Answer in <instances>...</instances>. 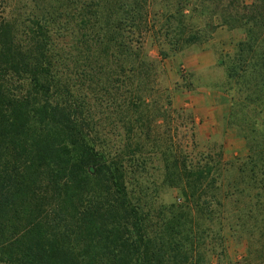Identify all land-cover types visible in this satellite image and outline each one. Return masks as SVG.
I'll list each match as a JSON object with an SVG mask.
<instances>
[{
	"label": "trees",
	"instance_id": "1",
	"mask_svg": "<svg viewBox=\"0 0 264 264\" xmlns=\"http://www.w3.org/2000/svg\"><path fill=\"white\" fill-rule=\"evenodd\" d=\"M0 15V264H264V0H0ZM215 20L243 34L221 60L247 149L232 161L195 153L192 113L191 148L174 142L182 112L145 47L167 59ZM165 189L181 202L158 204Z\"/></svg>",
	"mask_w": 264,
	"mask_h": 264
},
{
	"label": "rangeland",
	"instance_id": "2",
	"mask_svg": "<svg viewBox=\"0 0 264 264\" xmlns=\"http://www.w3.org/2000/svg\"><path fill=\"white\" fill-rule=\"evenodd\" d=\"M213 24L216 28L206 41L189 46L183 52L167 59L160 58L158 48L149 36L145 37V47L149 51L150 59L158 65L155 82L162 88H169L173 94L167 110L182 112L177 117L171 115L173 121L171 120L170 126L172 128L174 124L176 133L175 137L172 136L174 142L191 148L193 139L190 137L189 124H186L184 115L192 113L197 141L195 153L205 152L206 148L215 145L222 148L225 161H232L245 157L247 149L243 135L228 119L230 103L222 90L226 77L221 60L232 54L234 46L242 40L243 34L239 30L227 29L218 20ZM182 79L183 84L185 82L191 86V91L174 90V84L182 83ZM106 128L108 129H104L103 134L112 142L115 139V127ZM173 201L181 202L175 190L165 189L158 204H169ZM226 247L228 260H240L245 254V245L230 238L227 239ZM214 264L224 263L215 261Z\"/></svg>",
	"mask_w": 264,
	"mask_h": 264
}]
</instances>
